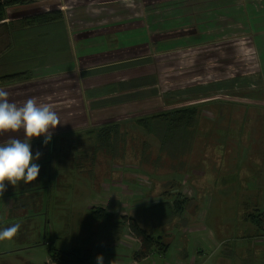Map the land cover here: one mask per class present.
<instances>
[{
    "label": "crops",
    "instance_id": "obj_1",
    "mask_svg": "<svg viewBox=\"0 0 264 264\" xmlns=\"http://www.w3.org/2000/svg\"><path fill=\"white\" fill-rule=\"evenodd\" d=\"M49 1L51 0H38V2L30 5L9 8V10L17 12L14 15L8 14L6 21H4L5 28H0V78L12 74H30V78L26 81L0 85V88L9 93V102L22 106L25 101L34 97L38 103L50 104L61 121V124L52 130V140L47 146L43 145V136L32 138L33 156L37 150L42 153L40 159L36 161L40 165L37 179L29 184L18 181L15 186L5 181L6 190L0 194V230L6 228L7 224L20 222L11 220L15 214L26 217L33 214L32 210L38 211L39 207L41 209L38 214L44 213L43 206L47 197V189L57 180H68L72 174V138L74 133H77L76 138L79 136L77 138L79 139V146L84 149L85 138L89 135L102 144L112 146V140H116L118 137L108 142L101 141L99 130L104 127L112 128L116 132V136H119L120 127L123 124L129 126L138 118H149L150 115L160 111L171 110L162 113L167 114L185 109L180 108L181 105L168 101L181 100L186 102L200 99L216 103L217 95H227L230 91L233 96L239 97L234 94L235 91L229 89L231 86L228 84L232 83V80L227 76L217 75L218 73L215 71L218 70L217 66L206 63L216 59L229 60L234 58L233 55L239 59L242 69L241 77L235 79L236 81L232 84H237L239 79L248 82L253 79L264 81V0H260L258 6L246 8V12H250L251 9L252 13L245 12L246 14H243L244 22L241 25L243 26L242 30L246 33V37H244L246 40L243 42L244 47L241 46L240 49L234 44L221 45L219 48L215 46L216 42L204 41L205 37L211 36L215 31L224 35L223 29L217 27L215 30L216 18L214 16L212 21L215 22L211 29L209 20L211 13L208 12L211 9L207 6L201 12L206 18L198 22L194 17L200 13L196 6L200 3H207L208 0H147L142 4L145 5L144 12L140 11L138 0H130L129 3H121L117 0H72L70 4L73 5L74 9L70 10L69 18L63 12L64 18L59 23L36 25L30 28L19 27L18 23L25 18L57 10L53 7L50 9L40 8V5L45 6ZM251 1L254 0H246V4L248 5ZM172 3L179 4L178 9L183 7L191 9L187 15L190 21L186 26H176L170 29L169 18H166L165 15L170 11V4ZM161 12L166 13L161 14ZM78 14L83 15L82 20ZM86 14L97 22L87 24ZM183 17L184 15L175 16L173 23H178L179 20H183ZM250 19H254L255 24L253 26L250 25ZM61 23L65 24L57 25ZM1 25L3 26V24ZM198 25L204 27L201 33L203 40L198 46L194 45L192 41L191 44L193 48H201L197 54L202 56V59L204 58L205 66L202 68H198L201 66L200 60L202 59L190 62L186 58H180L178 53L174 55L172 50L176 47L175 45L169 47L170 44H166L164 47L170 49H159V44L167 42L166 38L176 35L175 32H178L179 29H181L180 31L185 30L184 28L189 31L196 30ZM231 28L233 29V25ZM112 31L113 35L117 37L116 47L112 42H108V38L112 36ZM197 35L194 32L192 36ZM213 35L215 38L218 37V34ZM137 37H143L144 40L147 38V40L140 42ZM177 39L178 37H175L172 41ZM156 41L159 44L155 45ZM111 45L113 46L110 47ZM136 47H140L141 51L144 50V52L138 56H114L115 54H125L131 50L135 52ZM87 52L88 54L83 56ZM205 53L208 57H204ZM194 54L192 56L195 58ZM105 56L114 57H107L105 62L99 63L98 59ZM117 57L118 59H115ZM91 58H95V61L89 63ZM234 61L233 59L229 61L231 67H233ZM73 67L80 69L81 74L73 71ZM190 68H196V70L191 71ZM175 69H177L176 72ZM219 70L222 69L219 68ZM207 71L209 72L207 73ZM169 83L177 86L170 89L172 94L168 96V91L164 87ZM183 84L189 86L186 87ZM260 94L262 96L259 99L261 100L260 104L264 105V89ZM243 98L248 99L246 96ZM252 103L257 104L258 102L252 101ZM115 125L118 126V130L112 127ZM95 128L96 130H93ZM194 134L195 131H192V137ZM23 136L22 129L14 133H0V143L6 142L9 138L23 139ZM79 150L82 153H77V156L81 160L82 154L85 155V152L82 149ZM81 171L83 170H73L75 173ZM152 172L150 174L152 178L157 176L160 180L163 177L160 171L153 170ZM122 176L127 178L125 180L107 179L104 182L112 184H104V187L99 190L91 189L90 193L85 190V187L88 186L86 182L79 181L80 185L76 191L73 190L56 202L59 210L63 207L70 213L85 214V220L81 219V225L80 228H77V232L82 231L81 235L87 244L91 239L90 233L94 238L98 237L96 240L102 239V242L97 246L111 242L104 236V233H98L95 221H91L93 210L103 209L112 214L117 222H120L121 219H118L114 214L116 211L137 212L142 209L146 212L153 207L148 205L147 199L145 201L137 199V193L141 188L136 185L138 179L135 173H131V175L129 172L128 174L122 173L120 177L122 178ZM93 179L95 178L93 177ZM172 180L179 181L170 175V181ZM187 182L185 181L186 186L192 190ZM145 187L148 188L149 186ZM173 187L177 188L173 184L169 192L175 190ZM90 194L92 195L90 196ZM103 194H105L103 204L101 201L95 202L89 198ZM110 196L115 200H112ZM116 200H118L117 203ZM160 202L162 203V201ZM28 203L34 206L33 209L29 207ZM158 204L154 206H158ZM46 215L37 220V228L43 230V239L48 246L49 244L52 245V240H54L52 237L56 234L50 237L51 233L46 231L49 230L50 224L49 212ZM55 218L63 223L68 231L70 229V234L73 233L74 226L69 221L65 222L60 218V215ZM22 227L21 225L20 229ZM15 238L0 241L1 255H17L16 253L20 250H12L11 247L14 245L13 240ZM57 240L61 246L65 244L61 238L57 237ZM23 244L18 243L17 245ZM66 244L65 246H67ZM122 246H125L124 241L119 235L111 251L103 256L104 264H120L121 261L118 256L126 257L125 254L127 253V250H123ZM127 257L130 258L129 254ZM136 259L137 256L132 260V263L127 259H122V261L123 264H137ZM49 261L47 258L46 263ZM93 263H96V260L88 264Z\"/></svg>",
    "mask_w": 264,
    "mask_h": 264
},
{
    "label": "rangeland",
    "instance_id": "obj_2",
    "mask_svg": "<svg viewBox=\"0 0 264 264\" xmlns=\"http://www.w3.org/2000/svg\"><path fill=\"white\" fill-rule=\"evenodd\" d=\"M71 1L51 0L45 6L39 5L40 8L50 9L53 7L57 9L53 10L60 11L63 18V12H65L69 18L70 10L74 9L73 5L70 4ZM117 1H121V3L130 2V0ZM146 1H137L140 4L141 12H144L145 5L142 4ZM259 2L260 0H254L247 5L246 0H208L207 3L198 4L196 9L200 13L194 16L196 20L200 22L206 18L201 12L207 6L211 9L208 11L211 13V19L209 18L211 29L215 22L212 21L214 16L216 18L215 30L217 27L223 29L222 33L224 34L218 39L215 38V35L205 37L204 41L216 42L215 46L219 48H221V45L226 44H234L238 46V49L241 46L243 48V42L246 40L244 38L246 33L242 30L243 26L241 25L244 22L243 14L252 13L251 9L250 12H246V8L258 6ZM170 6V11L165 15L166 18H169L168 25L170 29L176 26H186L190 21L187 15L191 9L189 7L178 9L179 4L176 3H172ZM157 7L159 8V6ZM153 10H155L154 7ZM7 11H11V9ZM172 11L174 12L171 14ZM15 12L17 11L6 12V14L14 15ZM78 15L82 20L83 15ZM153 15L156 14L153 13ZM177 15H184V17L183 20H179L175 24L173 22ZM85 17L87 18V24L97 22L88 14ZM253 20H249L252 26L255 24ZM59 21L57 22L59 23ZM63 24L65 23L57 25ZM232 25L233 29L231 28ZM3 27L0 26V28ZM180 30L175 32L176 35L166 38L167 42L159 44L156 41L155 45L159 44V49L162 50L165 48L170 49L164 47L166 44H170L169 47L175 45L176 47L172 50V53L174 55L178 53L180 58H186L190 62L202 59V56L198 55L201 48H193L191 41L196 46L202 42L203 36H201V33L204 27L198 25L196 30ZM194 32L198 35L192 36ZM111 35L108 42H112L116 47L117 37L113 35V31ZM175 37H178V39L172 41ZM137 39L140 42L147 40V38L144 40L143 37H137ZM143 52L144 50L141 51L140 47H136L135 52L131 50L125 54H115L114 56H138ZM87 54L88 52L84 53L83 56ZM193 54L195 58L192 56ZM114 56L99 58L98 62L103 63L107 57ZM204 57H208L207 53ZM233 57L232 59L235 60L233 67L229 65V61L232 59H216L206 63L217 66L218 70H215L218 73L217 75L227 76L233 83L236 81L235 79L241 77L240 73H242L239 59L235 58V55ZM115 59H118V57ZM94 61L95 58H91L88 62ZM200 62L201 66L198 68L205 66L204 58ZM219 68L222 70H219ZM190 69L191 71L196 70V68ZM176 70L174 71L176 72ZM73 71L81 74V70L78 68ZM232 83L228 84V86H231L229 89L235 91L234 94L239 97L233 96L230 91L227 95H217L216 103L200 99L186 102L181 100L168 101L181 105L180 108H198L194 109L197 111L194 122L192 125L187 126L190 134L195 131L194 137H188L191 144L187 148H178L177 143L162 148L159 138L154 133H148L135 122L129 126L123 124L120 127L119 136L116 140H112V146L102 144L88 134L89 136L85 138L84 149L79 146V139H77L79 136L76 138L77 133H74L72 138L71 176L68 180L53 182L51 187L47 189L42 215L38 214L41 209L39 207L38 211L32 210L33 214L26 217L16 214L11 217V220L20 221L19 224L23 226L17 233L19 235H16L13 240L14 245L11 246L12 250L17 249L20 251L16 253L17 255L3 256L0 253V264H53L47 254V245L42 234L43 230L37 228V220L47 216L48 212L50 231H46L51 233L50 237L56 234L52 237L54 238L52 240L53 246L65 250L95 249L99 247L97 245L102 242V239L100 241L96 240L98 237L94 238L90 233L91 239L87 244L81 235L82 231L77 232V228H80L81 225V219L85 220V214L70 213L63 207L59 210L56 202L66 194L73 192V190L76 191L80 185L79 181L86 182L88 186L85 187V190L90 193L91 189L99 190L104 187V184H112L104 182L107 179L125 180L127 177L122 176L121 178L120 174H128V172L130 175L135 173V176H137L136 185L141 188L137 193L138 200L145 201L147 199L148 205L152 206L161 203L160 201L162 203H173L179 198L188 199V202L185 213L180 217H172L171 208L164 204L146 212L142 209L137 212L116 211L114 214L118 219L124 217L128 221L124 229V236L122 235L125 245L122 246V249H126L127 253H124L126 257L118 256L121 261L120 264H123L122 259H127L132 263L136 256H138L136 259L137 264H264V230L259 229L258 225L253 224L250 220L252 216L257 219L259 215L264 219V105L260 104L261 100H259L262 97L260 93L264 89V81L253 79L248 82L239 79L237 84ZM187 85L184 86L188 87L189 85ZM176 86L173 83L166 84L164 89L168 91V96L172 94L170 89ZM245 96L258 103H252V101L243 98ZM187 98L189 99V97ZM235 100L241 101V104ZM210 103L213 105H210ZM207 105H210V107H207ZM168 111L156 112L149 117L152 118L154 123L159 124L157 126L160 127L161 134L165 133L167 128L164 126L167 124H160L159 120L163 115H166L162 113ZM93 130H96V128ZM111 136L114 139L116 134L113 133ZM79 149H84L83 152H85V155L82 154L81 160L77 156V153H82ZM78 169L83 171L80 173L73 172V170ZM153 170L160 171L163 177L160 180L157 176L152 178L150 174L153 173ZM170 175L179 181H170ZM185 181H188L187 184L192 187V190L186 186ZM173 184L179 190L173 187L175 190L169 192ZM104 197L105 194L89 198L95 202L101 201L103 204ZM111 199L115 200L113 197ZM117 202L118 200H116ZM28 205L33 209L34 206L31 203H28ZM59 215L62 220L69 221L74 226L73 233L70 234V229L68 231L63 223L55 218ZM129 218H137V223L156 238H159L157 242L166 244L169 247L166 254H161L155 247L145 256L144 254L148 252L142 246V239L134 235V232L129 229L128 225L132 224ZM11 225L7 224L6 227ZM57 237L61 238L63 243L66 244L67 242V246L65 244L61 246ZM18 243L24 244L17 245ZM93 245L95 246L93 247ZM118 250L120 251L119 247ZM143 251L144 253H142ZM128 254L131 259L127 257ZM47 258L50 261L46 263Z\"/></svg>",
    "mask_w": 264,
    "mask_h": 264
},
{
    "label": "trees",
    "instance_id": "obj_3",
    "mask_svg": "<svg viewBox=\"0 0 264 264\" xmlns=\"http://www.w3.org/2000/svg\"><path fill=\"white\" fill-rule=\"evenodd\" d=\"M37 0H0V25L4 24V21L7 19L6 12L9 8L19 6V5H30L36 3ZM63 19V15L60 11H51L48 13L38 14L34 16H30L21 20L18 24L20 28H30L35 27L36 25H47L50 23H55L59 20ZM13 25V24H10ZM2 26V25H1ZM13 27V26H12ZM30 78L28 74H12L5 77L0 78V83L3 84H10V83H17L26 81ZM195 108H186L181 110H176L171 112L170 114L163 115L160 118L159 122L166 123L164 127L167 129L165 130L164 134H161L160 127H158L152 120V118H138L135 120V124L139 127L143 128L148 133H154L158 138H160L162 148L169 144H178V148H187L190 144L188 137H192V135L188 132V125H192L195 120L197 111L194 110ZM184 121L183 123H181ZM118 130V126H112ZM100 140L108 142L109 140L113 139L112 134H116V132L112 128L104 127L103 129L99 130ZM118 137V135L116 136ZM188 199H177L173 203H160L158 205L164 204L168 205L171 208V216H182L186 210V204ZM157 206H153L148 209V211H152ZM252 216L250 220L253 224H257L259 229L264 230V219L258 216V218H253ZM130 225L129 229L134 232V235L140 237L142 239V246L144 249L146 248L147 252L144 255L150 253L152 248L157 247V250L161 254H166L169 247L166 244H162L161 242H157L159 238H156L153 234H151L147 229L143 228L139 223H137V218H129ZM91 221H95L98 233L103 234L111 242L102 243L99 247L95 249H73V250H60L56 246L49 244L47 246V253L51 258V262L53 264H88L92 261H95L96 256L102 254L103 256L107 254L111 249L114 247L115 242L117 241V237L120 235L122 237L123 230L127 226L128 223L127 218H122L120 222H117L114 219V216L103 209H95L91 214ZM153 250V249H152ZM144 253V251L142 252ZM138 255V254H137ZM138 257V256H137Z\"/></svg>",
    "mask_w": 264,
    "mask_h": 264
},
{
    "label": "clouds",
    "instance_id": "obj_4",
    "mask_svg": "<svg viewBox=\"0 0 264 264\" xmlns=\"http://www.w3.org/2000/svg\"><path fill=\"white\" fill-rule=\"evenodd\" d=\"M9 93L0 88V133L23 130V139L9 138L0 143V194L6 190L5 181L15 186L18 181L29 184L35 181L40 172L36 163L42 153H32V138L44 137L43 145L52 140V130L61 124L60 118L50 104L38 103L29 98L22 106L9 102ZM21 225L12 224L0 230V241L12 240ZM96 264H104L102 254L96 256Z\"/></svg>",
    "mask_w": 264,
    "mask_h": 264
},
{
    "label": "bare ground",
    "instance_id": "obj_5",
    "mask_svg": "<svg viewBox=\"0 0 264 264\" xmlns=\"http://www.w3.org/2000/svg\"><path fill=\"white\" fill-rule=\"evenodd\" d=\"M213 34H218L217 39H218V38H221V36H224V35H220V32H217V31H215V33H212L211 35H213Z\"/></svg>",
    "mask_w": 264,
    "mask_h": 264
}]
</instances>
